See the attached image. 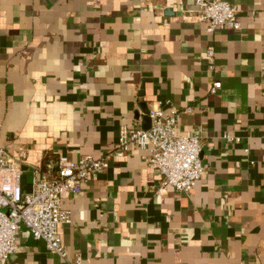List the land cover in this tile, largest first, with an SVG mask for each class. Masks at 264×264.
<instances>
[{
	"label": "crops",
	"instance_id": "0c3cea01",
	"mask_svg": "<svg viewBox=\"0 0 264 264\" xmlns=\"http://www.w3.org/2000/svg\"><path fill=\"white\" fill-rule=\"evenodd\" d=\"M195 1L0 0V135L24 191L60 155L106 156L122 127H148L142 107L191 106L180 127L201 137L191 192L158 193L160 171L133 145L66 197L70 260L264 264V0H227L242 28L213 32ZM18 244L8 264H67L26 226Z\"/></svg>",
	"mask_w": 264,
	"mask_h": 264
},
{
	"label": "built area",
	"instance_id": "2783aa9c",
	"mask_svg": "<svg viewBox=\"0 0 264 264\" xmlns=\"http://www.w3.org/2000/svg\"><path fill=\"white\" fill-rule=\"evenodd\" d=\"M192 16L208 24L213 32L219 28L241 29L240 8L227 0H196ZM209 67H215L216 51L209 46L206 51ZM222 87L217 80L211 93ZM184 110L171 108L166 111L158 105L150 109L151 126L122 127L116 147L106 156L92 154L78 159L60 155L54 171L42 167L34 169L33 189L24 191L22 168L19 161L11 159L0 135V264H8L10 256L19 250L18 238L22 226H26L33 237L45 241L47 248L58 254L67 264H81L78 256L69 259L60 225L71 222V212L64 208L66 197L81 190L90 176L105 171L110 166L111 156L122 157L133 145L149 151L147 164L160 171L162 179L156 191L163 193L172 187L177 191L191 192L201 178L205 165L202 161V143L199 133H185L180 119ZM229 141L239 140L224 135ZM20 159L27 157V149L20 148ZM248 152L249 149H246Z\"/></svg>",
	"mask_w": 264,
	"mask_h": 264
},
{
	"label": "water",
	"instance_id": "95a60500",
	"mask_svg": "<svg viewBox=\"0 0 264 264\" xmlns=\"http://www.w3.org/2000/svg\"><path fill=\"white\" fill-rule=\"evenodd\" d=\"M144 104H145L144 106H146V102H144ZM142 111L145 114V117H144L145 121L146 122L148 121V127H144V128L147 129V128H149L151 126V118L149 116L150 109L146 106V108L142 107Z\"/></svg>",
	"mask_w": 264,
	"mask_h": 264
}]
</instances>
